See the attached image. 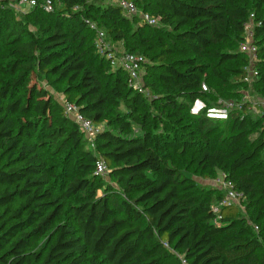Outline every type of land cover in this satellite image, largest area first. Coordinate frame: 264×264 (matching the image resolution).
Returning a JSON list of instances; mask_svg holds the SVG:
<instances>
[{"label":"trees","instance_id":"obj_1","mask_svg":"<svg viewBox=\"0 0 264 264\" xmlns=\"http://www.w3.org/2000/svg\"><path fill=\"white\" fill-rule=\"evenodd\" d=\"M53 1L51 12L39 0L19 13L0 0V264H264V114L238 99L218 145L215 120L189 110L203 95L209 105L264 95V0H132L158 25L111 0ZM251 13L259 73L246 82ZM99 32L111 49L122 41L145 56L146 93L99 51ZM43 75L66 83L68 100L102 127L94 147ZM178 151L224 170L248 215L225 205L217 221L213 195L170 162ZM99 157L113 185L96 173ZM53 230L48 249H30Z\"/></svg>","mask_w":264,"mask_h":264},{"label":"built area","instance_id":"obj_2","mask_svg":"<svg viewBox=\"0 0 264 264\" xmlns=\"http://www.w3.org/2000/svg\"><path fill=\"white\" fill-rule=\"evenodd\" d=\"M118 5H120L124 12L132 16L134 14H140L143 21L150 25H158L160 22L159 17L153 16L147 12H141L137 7L136 3L132 0H111ZM39 5V0H10L9 6L15 9L18 12H26L31 8ZM47 12L54 10V1L53 0H44L40 4ZM257 25L255 13H251L249 18L244 22V39L240 43V51L244 53L248 58V64L246 66L247 73L244 77V81L252 82L253 79L258 75L257 62L259 60L258 49L259 46L255 42V27ZM104 33L99 32L98 37V48L99 51L106 54L108 58L111 59L114 67H122L130 74V86L135 90L146 93V89L143 86L142 82V71L144 69V63L147 61L145 56L130 52H123L111 49L110 46L103 41ZM203 90L207 91L208 86L204 83ZM252 102V101H251ZM262 107L264 111V95H259L257 101L252 102L251 109L256 108V106ZM65 112L75 122L79 125L82 132L85 134L86 138L90 142L92 147L95 146V139L98 133L101 131L102 127L96 124L92 119L87 117L81 112L79 105L75 102L66 100L63 103ZM242 107L241 103L238 102H229L224 103L223 106L210 109L211 115H229V111L236 108ZM264 114V112H263ZM108 172V167L105 160L102 157H99L96 160V173L99 175H104ZM224 194L225 196L219 200L217 205L212 206L214 212L217 215L216 220L221 219V208L225 205L238 204L240 201L244 200V195L233 189L231 183L226 182L224 185ZM244 204H240L243 207Z\"/></svg>","mask_w":264,"mask_h":264},{"label":"rangeland","instance_id":"obj_3","mask_svg":"<svg viewBox=\"0 0 264 264\" xmlns=\"http://www.w3.org/2000/svg\"><path fill=\"white\" fill-rule=\"evenodd\" d=\"M19 13H25V12H19ZM168 30V29H167ZM166 32H164L165 35ZM164 37L168 38L167 35H165ZM114 45H116L117 49L119 51H123L125 52V44L122 41H116L114 42ZM149 58V56H147ZM107 68V66L105 65V67L103 68L104 70ZM115 68V67H114ZM144 72V69H143ZM39 79V84L45 88V90L61 105H63V103L68 100L67 96L65 95V87H66V83H62V82H58L55 83V81H53V77L50 76H46L43 75L41 77L38 78ZM210 86V85H208ZM211 89V88H210ZM205 91V90H203ZM208 91V90H207ZM257 97L258 95H256L254 92H252L250 89H247L246 91H244L242 93L241 96H239L237 99H235V97L233 96H229V97H223L220 96L218 97V100L215 101L212 98L210 99V105L208 104V102L205 100L206 96H200L198 99H196V101L192 104V106L190 107V113L193 114H198L201 113L203 111H206V114L208 115V117H211L215 120V124H216V128L212 131L213 133H211V137H210V141L214 142L215 138L218 137V135L220 136L219 140L217 141V144L220 145L219 143L221 142L222 138L224 136H226V134L229 131V124H226L225 122L229 119V115L228 116H220V115H211L210 109L212 108H216V107H220L223 106L224 103H229V102H238V99L243 101V100H250L252 102L257 101ZM262 107L260 106H256V108L251 109V113L254 117H260L263 115V110L261 109ZM155 110V109H154ZM183 117H187V109L182 113ZM264 122V120H263ZM104 125V124H103ZM264 126V125H263ZM138 131V129H137ZM258 133L254 132L253 134L249 135V138L246 139L242 144L243 145H249L250 142L256 137ZM225 144V148L229 149V140L224 142ZM94 151V149H91ZM188 155V156H187ZM194 155L190 152L189 154L185 153L183 154L182 152L178 151L173 153L170 162L178 165L183 172L186 175H189L194 181L195 183L199 186V190L201 191H205L208 193H211L213 195V201H212V206L217 205L219 202V199H217L218 194H221L222 192L224 193V189H225V184L227 182V175L226 172L222 169H212L210 170L209 168H203L200 165H197V163L194 161ZM101 177L103 178L105 183L114 184L113 179L110 177L109 172H107L104 175H101ZM58 185L57 181H55V186H57L56 190H58ZM20 203V201H17L13 204V207L16 208V206H18ZM240 204H244L242 203V201H240L238 203L239 205V209L241 210V213L243 215H248V212L245 208V206L243 205L240 206ZM1 224H0V229H1ZM56 237V234H54V230L51 232H48L47 234L38 237L37 239H35L32 243L31 246V250L33 251H41V250H45L48 249L50 244L54 241ZM0 254H2V251H0Z\"/></svg>","mask_w":264,"mask_h":264}]
</instances>
